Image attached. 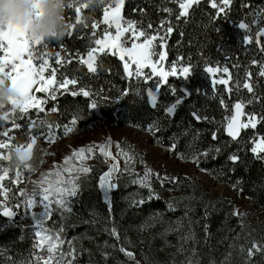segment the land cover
<instances>
[{"label": "snow or ice", "instance_id": "snow-or-ice-1", "mask_svg": "<svg viewBox=\"0 0 264 264\" xmlns=\"http://www.w3.org/2000/svg\"><path fill=\"white\" fill-rule=\"evenodd\" d=\"M204 0H163V6L159 11L163 14L158 24H153L150 20L146 27L143 20L128 19L123 15V8L126 0H103L100 8H89L85 0H71L68 6L70 15L69 21L73 19L71 13H74V21L68 23L67 36L71 37L75 30L79 33L83 29L91 28L89 39L91 43L85 55L76 53V60L79 67L76 72L81 73L80 76L69 77L66 74L67 65L73 62V58H65L61 56L60 51L54 53V65L50 63L53 54L48 51L49 44L61 40L39 41L28 36L26 29L19 25H9L6 28L0 27V82L6 79L10 82L11 88L15 92L11 106L0 108V149H7L8 155L0 152V161H9L7 167L0 165V182L9 177L10 172L14 171V178L10 180L12 184L24 183V171L29 174L37 171V168L30 163L34 157V146L38 140H43L47 144H53L58 139H63L77 131L78 123L84 117L80 112H75L70 120L64 124L57 121L49 120L51 114H59L58 104L52 108H47L49 101L56 102L63 95H71L72 97L83 96L89 98V109L95 111L99 108V103L95 96L101 95L104 89L93 92L90 84L83 83V79H93L99 75L101 71L111 72V69H104L100 57L105 55L118 56L123 63L126 78L130 79L135 76L142 78L146 84H154V87H147V102L151 108L158 109L161 105L158 103V97L161 89L167 87L168 94L173 100L162 106L164 121L171 123L178 108L183 105L195 92L196 95H206L202 89H189L180 87L179 89L169 82V77H176L185 84L190 81L194 75L195 69L203 62L204 73L211 77L214 91L216 85L224 86L225 93L231 97L234 90H246L248 94L247 100H237L229 106L223 97H219V103L223 110L229 114L222 118L221 126L224 128L226 135L230 138L229 143H239L241 132L246 129H256L258 124L264 123V112L247 113L244 111L250 105L264 104V94L257 92L258 83L256 77L264 79V60L253 58L249 65L245 68L242 81L233 76L232 69H239L241 64L232 63L231 67L227 61L233 58L225 53L223 45L222 29L216 25V21L223 20L232 23L242 31V44L246 51L250 50L255 44L258 53L264 55V0L255 3L254 0H240V9L242 17L237 24L231 19V13L236 0H207L208 7L213 10L209 15V21L202 27L205 32L206 43L201 47H206L209 41L208 32H215L221 41L217 44V51L225 55L226 63L221 65L219 61L213 62L210 57H206L203 51L198 53L199 61L193 63L191 55L185 56L178 53L176 60L168 65L165 70V62L168 56V40L172 34L177 32L181 24H187L196 10ZM41 0H36L35 6L40 8ZM167 4L177 5V9L168 7ZM101 11L102 23L106 25L103 29V36L96 37V29L99 28L100 22L91 17L87 22L82 21L84 11ZM134 13L146 14L144 8H134ZM42 14V9L37 12V16ZM89 21H92L89 23ZM115 28V34L111 33V29ZM180 40L177 41V47L183 42L185 36L184 31H179ZM191 44V41H189ZM94 45V46H93ZM130 45V46H128ZM61 49L67 52V49L61 43ZM70 56V54H69ZM26 57V58H25ZM129 62L134 66L130 70ZM58 66V67H57ZM257 69L255 75L252 68ZM150 69L145 74L143 69ZM59 73V76L57 75ZM71 86V87H69ZM35 93L44 94L38 97ZM130 89H124L123 94H130ZM139 96L140 93H137ZM216 98V97H214ZM107 99V97H103ZM30 110H35L36 118L30 116ZM43 113V116L41 114ZM192 118L197 122H207L209 124L217 123L215 117L201 115L199 109L193 107L190 112ZM242 117L244 119H242ZM19 120L26 122V135L28 141L25 144H12L15 140L10 135L14 130H20L25 127L18 123ZM11 124V127H7ZM143 127L141 125H134ZM156 137L157 142L161 141L159 133L163 131L162 123L154 120L144 129ZM219 128L212 131L211 138L215 142L218 139ZM192 130L185 129L183 135L187 136ZM200 137L199 131L193 133V141ZM180 138L175 134L171 137V143L161 146L171 154L177 155L181 159L196 163L199 167L201 162L209 159L216 160L224 151V148L213 144L212 146L193 151L192 155L186 156L184 153L178 152ZM249 143L252 147L247 148L253 155V159L264 163V136H254L250 138ZM115 147L117 152L113 155L110 150ZM192 145L189 144V148ZM15 150L23 163L13 166L11 161L12 151ZM43 153V149L41 150ZM240 149L228 155V161L233 165L243 163L239 154ZM47 154V153H44ZM103 157L102 163L108 164V170L104 171L97 181V190L102 194V202L107 207V216L102 215L93 208L88 218L78 215L74 212L76 204L80 203L83 191L91 181V173L93 169L86 165L85 159H97ZM119 157V159L117 158ZM41 163L43 157L41 156ZM79 159L80 163H75ZM121 160L123 166H121ZM137 165H143V172L137 171ZM54 171L42 173L36 181L29 180L33 185L29 190L25 188H16L14 191L3 183H0V196L3 197L5 203L3 205L2 214L7 218V224L0 228L8 226H17L21 230L31 228L35 237L33 244L35 252V264H78V260L85 253L91 256V250L84 247V241L96 243V237L107 235L113 242L103 241V244L96 243L97 251L104 262L117 260L116 253L122 254L125 260L119 264H203L201 253L198 245L201 241L198 239L195 231V225L200 220L194 219L196 205L202 204V219L204 243L207 244L211 238L209 231L210 224L207 223L210 218V211L213 205L210 202H203L202 198L198 199L195 193L192 195L175 196L170 195L165 202V211L156 210L149 213L139 225L135 226V231L140 236L150 237L148 242L149 249L152 242L159 239L162 241L163 251L165 248H174L175 251L166 253L167 259L163 262L154 259L145 253L142 257L137 258L138 254L133 249L137 244L143 246L145 241L139 239L133 241L127 232L121 233L120 226L116 221L113 213L112 193L119 191L121 183L125 187H134L136 191L129 193L124 200L128 204L129 209L137 211L143 210L146 205H150L155 201L162 199L161 194L156 190L154 184H159L161 188L167 187L169 193H174L179 188L184 187L180 177L171 175L166 171L161 172L149 167L146 162L130 147L125 149L119 142L112 144L111 139L104 145L81 146L71 150V155H66L63 162L53 166ZM203 172H209V169L201 168ZM229 171L235 172V167ZM223 175V172L220 173ZM49 176H55V179H48ZM187 179V178H186ZM242 183L237 180L232 185L235 189ZM242 191V189H239ZM11 192V195L9 193ZM15 200L14 204H9ZM23 209V213L14 211L13 209ZM40 208L39 212L33 209ZM180 211L182 214L175 219L167 218V213H176ZM54 215L59 216L57 227L48 228L46 222L51 220ZM233 216L243 217L238 209H234ZM19 216V221L16 217ZM25 220H31V225L23 223ZM243 228V221H240ZM81 225H87L95 230V235H89L87 232L78 236L67 238V232L70 229H76ZM157 229H159L157 231ZM176 236V243L173 244L168 237ZM229 251L224 254L219 261L209 258L208 264H234V251H238L244 255V264H253V259L257 253L264 255V246L253 241L250 247L244 245L230 244ZM46 253L47 255H42ZM0 260L5 264H17V261L7 254V250H0ZM20 264H29V258L20 261Z\"/></svg>", "mask_w": 264, "mask_h": 264}, {"label": "trees", "instance_id": "trees-1", "mask_svg": "<svg viewBox=\"0 0 264 264\" xmlns=\"http://www.w3.org/2000/svg\"><path fill=\"white\" fill-rule=\"evenodd\" d=\"M255 3H260L261 0H254ZM240 0H236L235 5L231 13V19L237 24L242 17V11L239 7ZM163 6V0H126V4L123 8V15L128 19L143 20L144 26L146 27L148 21L150 20L154 25L158 24L160 19L163 18L165 14L159 11V8ZM168 7L177 9L175 4H167ZM134 8H144L146 9V14L134 13ZM213 10L208 7L207 0L196 8L191 21L187 24H181V27L177 32L173 33L171 38L168 40V56L165 62V70H167L168 65L176 60L177 54H183L185 56L191 55L193 58V63L199 61L198 53L203 51L206 57H210L213 62L219 61L221 65L225 64V55L217 51V44L221 41L219 40L215 32H208L209 41L206 47H201L206 43L205 32L203 25L207 24L209 21V15ZM84 14H91L95 21L100 22L99 28L96 29V37L100 38L103 36V29L106 27L102 23V12L95 11L89 13L87 10ZM70 12L67 11L66 21L67 23H72L74 21V13H71L73 19L69 21L68 17ZM92 21H89L91 23ZM216 25L222 29L223 45L225 53L231 56L233 59L227 61L229 67L232 63L238 62L241 64L239 69H232L233 76L236 79L242 81L244 76L245 68L249 65L250 61L255 58L258 60H264V55L260 54L256 50L255 44H253L250 50L246 51L242 44L243 33L237 27L233 26L232 23L225 22L223 20L216 21ZM92 29H83L79 33L75 30L71 37L65 36L61 41H55L49 44L48 51L53 54V59L50 63L54 65V53L56 51L61 52V56L67 58H73V62L67 65L66 74L71 76H80L81 73L76 72L75 69L79 67L76 60V53L79 52L81 55H85L88 50V46L91 43L89 36ZM114 32L113 29L110 30ZM179 31H184L185 36L183 37V42L179 47H177V41L180 40ZM191 41V44H189ZM61 43L67 49L64 52L60 45ZM94 46V45H93ZM1 54V53H0ZM70 54V56H69ZM102 60L104 69H111V72L101 71L99 75L93 79L84 78L83 83L90 84L92 86L93 92L97 90L104 89V91L99 96H95L99 103V114L96 111L89 109L90 100L83 96L72 97L71 95H63L58 98V101H49L47 108H52L58 104L59 114H51L48 119L52 121H57L60 124L68 122L71 116L75 112H80L81 119L77 126V131H82L86 129L89 124L96 122L98 115H101L109 124H117L118 121L121 122L123 126H132L140 129L143 133L151 134L144 130L147 125L154 120H159L162 123L163 131L159 133L162 138L160 142H157L156 137H153L154 143L162 147L161 145H167L171 143V137L175 134L180 138V143L178 145V152L184 153L186 156H191L193 151H199L206 149L213 144H217L224 148L223 153L216 159H209L206 162H201L199 165V170L201 168L209 169L208 174L212 175L218 184L228 185L232 187L237 180L242 179L236 189L238 193L241 192L244 196L252 200L259 208L263 210L264 213V163L254 160L251 152L246 151L247 148L252 147L249 143L250 138L254 136H264V123L258 124L256 129L243 130L239 143H229L230 138L227 137L224 128L221 126L222 118L229 113L223 110L219 103V97H223L226 103L231 107L237 100H247L248 94L246 90H234L231 97H229L225 91L224 86L216 85V91L213 89L211 77L207 76L204 71L203 62L199 63V66L195 69L194 75H192L189 82L186 84L176 78L169 77V82L175 85L178 89L180 87H187L189 89H202L206 95H193L181 105L174 115L172 122L169 124L164 121L162 106L168 104L173 100L168 94L167 87L161 89V94L158 97V103L161 108L153 109L147 102L146 93L144 90L154 84H146L142 78H136L135 76L130 79L126 78L123 69V61L118 57L112 55H105L100 57ZM55 66V65H54ZM58 67V66H57ZM252 72L256 73L257 69L253 67ZM150 70L144 73H149ZM59 76V73L57 74ZM258 83L257 92L264 94V79L256 77ZM71 87V86H69ZM124 89H130L131 92L128 95L123 94ZM137 93H140L138 96ZM44 94L40 93L39 97ZM107 97V99H103ZM216 97V98H214ZM193 107L199 109L201 115H208L215 117L217 123L209 124L207 122L197 123L190 112ZM10 106L6 108L9 109ZM247 113L264 112V104H254L250 105L244 109ZM120 112V116L117 113ZM30 116L35 119V110L30 111ZM43 116V113L41 114ZM18 123L25 125L24 128L20 130H15L10 133L15 137L12 144H25L28 141V137L25 134L26 122L24 120H19ZM134 125H141L143 127H137ZM7 127H11L8 124ZM191 129L187 136L183 133L185 129ZM219 128L218 139L213 142L211 138L212 131ZM199 131L200 137L198 140L193 141V133ZM0 139H5L0 137ZM189 144L192 145L189 148ZM42 147L43 150L47 147V144L41 139L38 140L35 145V167L38 168L40 164V159L38 155V148ZM240 149V156L242 157L243 163L233 166L228 161V155L236 152ZM166 150V149H165ZM102 158L93 159V164L91 168L93 169L91 173V181L83 191L80 198V203L76 204L74 207V212L78 215H82L84 218H88L89 212L95 208V210L104 216H107V207L102 202V194L97 190V181L99 176L105 171L106 164L101 162ZM185 160V159H184ZM190 160V159H188ZM187 161V160H186ZM3 165H7L6 162L1 161ZM32 163V162H30ZM235 167V172L229 171L231 168ZM201 171V170H200ZM223 172V175L220 173ZM193 185H186L179 188V190H188V195L195 193L198 199L202 198L203 202H210L213 207L209 209L211 215L207 223L210 224L211 238L207 244L204 241L203 224L205 221L202 219V204L196 205V211L194 214V219L200 220L199 224L195 225V231L197 233L198 239L201 243L198 245L199 251L201 253V258L203 264H208L209 258H214L219 261L223 258L230 249L229 245L235 243L237 248L239 245H244L246 248L251 246L253 241L264 246V223L260 222L255 216L250 218H240L232 215V210L227 206V203L222 200L219 196H214L208 192L206 188L199 185L198 182H194ZM233 188V187H232ZM239 189H242L240 191ZM136 191L134 187H125L121 183L119 191L112 193L113 202V213L116 218L117 223L120 226L121 233L127 232V235L133 240L137 241L143 239L145 244L140 246L137 244L136 248L133 249L137 252L138 257H142L145 253L152 256L161 262L167 259L166 253L175 251L174 248H165L163 251L160 249L163 247L162 241L157 239L152 242V247L149 249L148 242L150 237L140 236L135 231V226L139 225L142 220L151 212L159 210L164 212L165 202L169 199L162 198L159 201H155L150 205H146L143 210L137 211L135 209H129L127 202L124 200L129 193ZM175 191V192H177ZM1 213V212H0ZM182 213L177 211L176 213H167V218L175 219V217L180 216ZM243 221V228L241 227L240 221ZM59 223V216L54 215L48 226L50 228L57 227ZM7 224V218L0 214V226ZM159 229H157L158 231ZM88 233L89 235H95V230L87 225H81L76 229H70L67 232V238L73 236H78L80 234ZM168 239L175 244L176 236L170 235ZM108 240L110 243L113 241L107 235H100L96 237V243L103 244V241ZM84 247L91 250V256L85 253L79 258L78 264H104L102 261L96 247V243L85 240ZM0 250H7V254L20 264V261L25 258H29V264H34L32 259V248H31V238L28 234H25L20 227L8 226L0 228ZM118 257L117 260L109 261V264H119L120 261L125 260L122 254L116 253ZM234 264H244L245 257L238 251H234ZM0 264H5V261L0 260ZM253 264H264V255L257 253L253 259Z\"/></svg>", "mask_w": 264, "mask_h": 264}, {"label": "rangeland", "instance_id": "rangeland-1", "mask_svg": "<svg viewBox=\"0 0 264 264\" xmlns=\"http://www.w3.org/2000/svg\"><path fill=\"white\" fill-rule=\"evenodd\" d=\"M114 32H111L113 35L115 34V28H112ZM130 46V45H128ZM2 54V53H1ZM118 57V56H116ZM26 58V57H25ZM127 62V61H123ZM129 66L131 70L134 68L133 65L129 62ZM150 70V69H143V72ZM39 97L40 93H35ZM8 106H6L7 108ZM6 110V109H5ZM31 111V110H30ZM99 114V109L95 110ZM98 119L96 122H92L89 126L82 130L76 131L70 136L58 139L53 144H47V147L43 150L42 147H39L37 152L39 155V159L41 156L43 157V162L37 168V171L29 174L27 171H24L23 180L24 183L20 184H12L10 180L14 178V171L10 172L9 177L6 178L3 182L8 188L12 189L13 191L16 188H25L31 189L33 185L28 181H36L40 178L42 173L49 172L50 170L54 171L55 169L53 166L55 164H59L63 162V158L66 155H71L72 149H77L81 146H93L96 147L98 145H104L111 139L113 145L116 142H119L125 149L131 148L134 149L135 152L146 162V164L157 170L167 173L171 175H175L180 177L182 183L184 185H193L194 182H198L199 185L203 188H206L208 192L214 196H219L222 198L223 201L227 203V206L234 211V209H238L241 213H243L242 218H250L251 216H255L260 222L264 223V213L261 208H259L252 200L244 196L243 194L238 193L236 189L228 186V185H221L218 184L216 179L208 174V172L200 171L197 164L192 162L191 160H184L179 158L175 154H171L165 149L157 146L151 134L143 133L140 129L132 127V126H123L120 121L117 124H109L101 115H98ZM117 116H120V112L117 113ZM247 130V129H246ZM15 131V130H14ZM6 140V138H5ZM12 143V142H11ZM113 155L116 154L117 150L113 146L110 149ZM0 152H3L5 155H8L7 149H0ZM34 154H35V146H34ZM47 153V154H44ZM103 159V157H101ZM119 159V157H117ZM7 165H3L0 161V165L7 167L9 161L4 160ZM31 162V161H30ZM86 165L92 166L93 159H85L83 161ZM75 163L79 164L80 160L76 159ZM121 166H123V161L121 160ZM143 165H137V171L143 172ZM108 170V164H106L105 171ZM187 178V179H186ZM48 179H55V176H49ZM156 190L161 194V197L167 199L170 195L187 196L188 190H179L174 193H169L167 191V187L161 188L159 184H154ZM11 195V192L9 193ZM5 201L2 196H0V212L2 213L3 205ZM10 205L15 203V200L8 202ZM14 211L23 213V209H13ZM34 211L39 212L40 208L33 209ZM16 220L19 221V216L16 217ZM46 222V227L48 223ZM23 223L31 225V220H25ZM25 234H28L31 238V248H32V259L34 260L35 264V252H38V249L33 248V244L35 242V237L33 235L32 229L29 227L23 230ZM42 255H47L46 253H41ZM43 264V261L40 262Z\"/></svg>", "mask_w": 264, "mask_h": 264}, {"label": "clouds", "instance_id": "clouds-1", "mask_svg": "<svg viewBox=\"0 0 264 264\" xmlns=\"http://www.w3.org/2000/svg\"><path fill=\"white\" fill-rule=\"evenodd\" d=\"M71 0H41L40 8L35 6L36 0H0V27L6 28L11 25H19L26 29L29 37L39 40H61L68 32L66 14ZM89 8H100L103 0H85ZM42 9V14L37 12ZM92 13L91 11H88ZM91 14L82 15V21L87 22ZM15 92L10 82L3 79L0 82V108L11 106ZM35 165V158L31 160ZM10 163H23L19 154L13 150Z\"/></svg>", "mask_w": 264, "mask_h": 264}, {"label": "water", "instance_id": "water-1", "mask_svg": "<svg viewBox=\"0 0 264 264\" xmlns=\"http://www.w3.org/2000/svg\"><path fill=\"white\" fill-rule=\"evenodd\" d=\"M130 70H131V68H130ZM242 119H244L243 117H242ZM242 133H243V131L241 132V135H242ZM228 137V136H227ZM33 151H34V149H33Z\"/></svg>", "mask_w": 264, "mask_h": 264}]
</instances>
